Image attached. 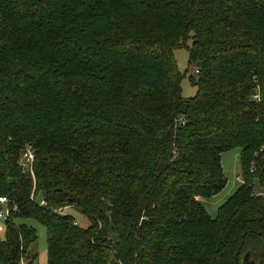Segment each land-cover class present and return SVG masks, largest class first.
I'll use <instances>...</instances> for the list:
<instances>
[{
    "label": "trees",
    "instance_id": "16d2710c",
    "mask_svg": "<svg viewBox=\"0 0 264 264\" xmlns=\"http://www.w3.org/2000/svg\"><path fill=\"white\" fill-rule=\"evenodd\" d=\"M234 149L241 184L212 219L199 199L224 189ZM254 181L264 0H0V264H33L31 219L46 264H264Z\"/></svg>",
    "mask_w": 264,
    "mask_h": 264
},
{
    "label": "rangeland",
    "instance_id": "374dc122",
    "mask_svg": "<svg viewBox=\"0 0 264 264\" xmlns=\"http://www.w3.org/2000/svg\"><path fill=\"white\" fill-rule=\"evenodd\" d=\"M173 54L177 68L179 72L183 75L181 81L182 96L184 98L193 97L195 95L196 88L190 84L189 76H195V72L194 70L188 69V51L185 48H181L174 50ZM27 151L31 153L29 149H27L26 152ZM23 159L25 163L28 164V167L32 165L31 162L28 163L25 156H23ZM221 167L223 174L227 179V183L224 189L219 194L210 199H199V202L205 209L206 213L212 219L216 217L219 207L223 205L234 194V192L238 189L241 184V180L239 179L241 174L239 149H234L223 153L221 155ZM254 187L258 195L264 196V189L259 187L257 181H254ZM63 213L72 216L79 227L85 228L89 225V220L87 219V217L72 208L64 209ZM24 223L34 228L37 235L36 240L29 247L30 254L36 256V259L33 264H46L47 254L45 228L40 225L37 221L32 219L25 220ZM2 237L3 233L0 232V238Z\"/></svg>",
    "mask_w": 264,
    "mask_h": 264
},
{
    "label": "built area",
    "instance_id": "2783aa9c",
    "mask_svg": "<svg viewBox=\"0 0 264 264\" xmlns=\"http://www.w3.org/2000/svg\"><path fill=\"white\" fill-rule=\"evenodd\" d=\"M24 156L27 159L28 163L33 162V156L29 151L25 152ZM7 203L8 200L5 197H0V232L2 233L5 230V221L9 214Z\"/></svg>",
    "mask_w": 264,
    "mask_h": 264
},
{
    "label": "water",
    "instance_id": "95a60500",
    "mask_svg": "<svg viewBox=\"0 0 264 264\" xmlns=\"http://www.w3.org/2000/svg\"><path fill=\"white\" fill-rule=\"evenodd\" d=\"M240 264H254L253 262L249 261V255L246 253L242 258Z\"/></svg>",
    "mask_w": 264,
    "mask_h": 264
}]
</instances>
